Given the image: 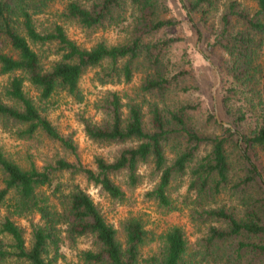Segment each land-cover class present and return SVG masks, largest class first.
<instances>
[{"label":"trees","instance_id":"16d2710c","mask_svg":"<svg viewBox=\"0 0 264 264\" xmlns=\"http://www.w3.org/2000/svg\"><path fill=\"white\" fill-rule=\"evenodd\" d=\"M49 1L53 0H0L1 43L11 52L0 50V74L8 76L0 88V117L18 126L21 139L30 141L42 134L76 156L73 141L60 135L42 114L40 105L27 95L26 82L37 91L41 104L58 91L82 102L79 79L91 69L101 67L107 70L109 79L116 75L129 83L141 67L144 77L134 96L109 93L100 106L103 119L99 123L82 120L89 140L129 144L113 161L97 157L92 170L78 161L58 158L42 169L31 164L24 170L0 151V207L5 209L0 219V264H55L61 251L74 247L82 237L92 238L95 247L82 253L83 264H196V258L201 264H264V171L255 157L257 150H264V0H255L257 7L252 13L230 2L210 44L228 56L231 78L244 84L259 82L262 122L250 136L236 128H225L214 136L199 134L188 123L194 110L191 104H148L150 130H145L137 98H163L176 89L182 76L181 72L172 74L168 59L169 50L181 39L164 34L179 22L166 16L168 8L163 0H60L67 1L63 16L85 30L103 25L118 27L126 21L125 8L130 7L129 39L116 45L97 42L89 48L69 40L59 25L37 30L34 16ZM179 2L193 20L198 13L208 16L220 0ZM44 45H53L58 56L47 69L33 50ZM123 98L128 101L123 103ZM243 120V115L235 116L233 122L239 126ZM206 121L220 124L211 114ZM229 146L237 148L242 163L237 176L232 175ZM203 147L209 150L201 155ZM167 148L171 149L170 158ZM142 164L151 165L158 176L145 196L170 211L174 210L169 198L171 184L176 178L191 176L186 190L193 192L197 205L191 213L203 223H216L197 241V250L188 251L180 227L172 226L157 237L134 217L122 222L125 239L121 243L117 231L91 199L76 186L64 192L60 182L63 173L82 175L109 199L121 201L124 190L115 177L123 174L122 186L133 188L141 183L137 170ZM43 188L50 194L46 195ZM222 192H229L239 208L211 206ZM50 197L55 203L49 201ZM35 216L38 222L33 221ZM25 218L31 219L29 247L24 229L14 220ZM153 242L158 244L157 252L142 258L141 248Z\"/></svg>","mask_w":264,"mask_h":264},{"label":"rangeland","instance_id":"374dc122","mask_svg":"<svg viewBox=\"0 0 264 264\" xmlns=\"http://www.w3.org/2000/svg\"><path fill=\"white\" fill-rule=\"evenodd\" d=\"M35 3L36 0H31ZM168 8L167 17L174 18L179 22L175 29L165 32L168 36H175L181 39L178 45H173L169 50L168 59L172 65V74L181 72L176 89L168 92L163 98L146 96L145 101L137 98L140 102L142 122L145 130L149 128L148 104L158 103L159 106H177L191 104L194 110L189 115V125L199 134L214 136L222 134L225 128H236L242 135L250 136L261 124L260 103H259V82L249 81L246 84L234 80L229 75L228 56L210 46L212 36L217 33L220 26V17L226 11L230 2L234 1L240 9L252 13L256 10L255 0H220L216 10L208 16L201 14L189 19L179 0H163ZM67 1L53 0L37 9L34 20L37 30H50L54 25L63 28L65 36L82 48H89L97 42L106 45L125 43L130 37V15L131 10L127 5L125 8L126 21L118 27L103 25L92 30H85L76 21L67 20L63 14ZM160 36L162 34L158 33ZM3 41V40H2ZM0 50L11 54L8 47L1 43ZM40 57L41 64L47 69L57 60L53 45L33 47ZM261 61V60H260ZM107 70L99 67L88 70L79 79V88L83 97L82 102L68 95L66 92L58 91L46 102L39 103L37 91L29 83L24 84V90L32 98L35 104L40 105L42 114L51 123L60 135L70 138L76 146V156L60 147L59 144L46 139L42 134H37L34 139L26 141L17 134L18 126L0 117V151L22 169L30 168L34 164L38 169L46 164L52 163L58 158L68 162L78 161L85 167L94 170V160L101 157L108 162L113 161L119 153L127 148L129 144H105L89 140L82 126V120L86 119L91 123H99L103 119L102 101L109 93L117 92L121 96H134L138 93L144 70L138 67L131 82L125 83L118 80L116 75L112 79L106 77ZM8 81V76L0 74V88ZM107 81V82H106ZM134 98V97H131ZM136 99V98H135ZM123 103L128 99L123 98ZM211 114L220 124L216 125L206 121V116ZM124 115V110H123ZM244 120L236 126L234 117L242 116ZM209 150L201 148V155ZM228 157L232 165V175L237 176L242 168L236 147H227ZM171 149H166L168 158L171 157ZM259 160L264 171V150H257L255 156ZM138 174L141 183L133 188L122 186L123 174L115 177L116 183L123 188L124 197L121 201H113L102 193L98 187L88 183L82 175H71L63 173L60 182L65 187L64 192L70 186H76L82 190L101 211L105 221L117 231V238L124 243V233L121 228L122 222L130 217L138 218L144 225V229L157 237L172 226L180 227L188 241V251L191 253L197 250V241L205 235L209 226L216 223H203L195 219L191 210L195 207L194 194L187 191L191 176L186 175L176 178L171 184L169 198L174 210L161 208L157 202L148 199L145 194L156 185L158 176L151 165L142 164L138 167ZM2 177L0 174V187ZM46 195L49 191L42 189ZM213 207L225 205L235 206L236 201L230 197L229 192H222L214 198ZM49 201L55 203L50 197ZM197 206V205H196ZM197 208V207H196ZM5 209L0 207V219L5 214ZM16 224L25 231L26 246L31 242L30 218L14 219ZM39 217L33 218L38 222ZM94 244L90 237L78 239L75 246L61 251V256L55 264H83L81 257L85 251L93 250ZM158 244L150 243L141 248V257L147 258L157 252ZM197 263L199 259L196 258Z\"/></svg>","mask_w":264,"mask_h":264}]
</instances>
